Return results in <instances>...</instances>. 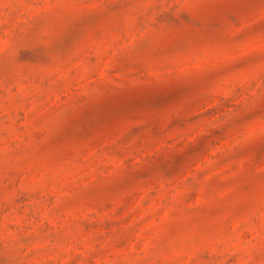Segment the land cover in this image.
<instances>
[{"label": "rangeland", "instance_id": "rangeland-1", "mask_svg": "<svg viewBox=\"0 0 264 264\" xmlns=\"http://www.w3.org/2000/svg\"><path fill=\"white\" fill-rule=\"evenodd\" d=\"M0 264H264V0H0Z\"/></svg>", "mask_w": 264, "mask_h": 264}]
</instances>
